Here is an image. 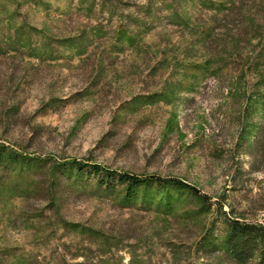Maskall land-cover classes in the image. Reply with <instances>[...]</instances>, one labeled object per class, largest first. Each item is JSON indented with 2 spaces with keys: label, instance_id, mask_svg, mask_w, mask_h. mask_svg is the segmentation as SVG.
<instances>
[{
  "label": "rangeland",
  "instance_id": "obj_1",
  "mask_svg": "<svg viewBox=\"0 0 264 264\" xmlns=\"http://www.w3.org/2000/svg\"><path fill=\"white\" fill-rule=\"evenodd\" d=\"M263 109L264 0H0V264H236Z\"/></svg>",
  "mask_w": 264,
  "mask_h": 264
},
{
  "label": "trees",
  "instance_id": "obj_2",
  "mask_svg": "<svg viewBox=\"0 0 264 264\" xmlns=\"http://www.w3.org/2000/svg\"><path fill=\"white\" fill-rule=\"evenodd\" d=\"M264 111V109H263ZM8 159L14 162H21L22 158L15 151L7 146L0 144V160ZM79 171L83 170L80 163H76ZM91 169L94 173H100L99 165H92ZM117 174L112 171L105 170L101 175L100 184L105 183L103 178H115ZM120 183L125 184V199L128 201L136 197L137 189L145 180L136 176L127 174H118ZM169 184L178 191L192 193L201 203L205 204V198L196 195L195 189L189 185L176 180H170ZM229 229L226 233L224 245L231 259L236 264H264V225L240 222L237 220H228Z\"/></svg>",
  "mask_w": 264,
  "mask_h": 264
}]
</instances>
